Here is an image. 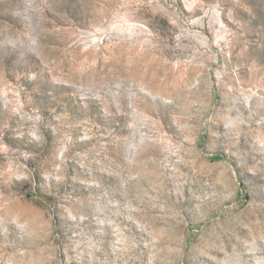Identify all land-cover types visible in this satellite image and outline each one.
<instances>
[{
    "label": "rangeland",
    "instance_id": "rangeland-1",
    "mask_svg": "<svg viewBox=\"0 0 264 264\" xmlns=\"http://www.w3.org/2000/svg\"><path fill=\"white\" fill-rule=\"evenodd\" d=\"M0 264H264V0H0Z\"/></svg>",
    "mask_w": 264,
    "mask_h": 264
}]
</instances>
